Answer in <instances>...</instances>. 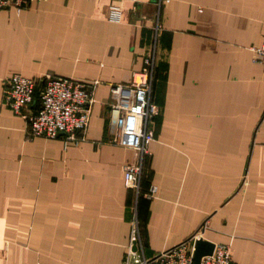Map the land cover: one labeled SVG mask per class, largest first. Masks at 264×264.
Returning a JSON list of instances; mask_svg holds the SVG:
<instances>
[{
	"label": "crops",
	"instance_id": "crops-1",
	"mask_svg": "<svg viewBox=\"0 0 264 264\" xmlns=\"http://www.w3.org/2000/svg\"><path fill=\"white\" fill-rule=\"evenodd\" d=\"M263 42L264 0H37L0 12V264H124L195 235L230 244L232 264H264ZM150 56L158 114L142 184L158 192L138 201L131 245L124 165L135 153L110 142V86ZM14 74L98 80L84 138L30 136L3 101Z\"/></svg>",
	"mask_w": 264,
	"mask_h": 264
},
{
	"label": "built area",
	"instance_id": "built-area-1",
	"mask_svg": "<svg viewBox=\"0 0 264 264\" xmlns=\"http://www.w3.org/2000/svg\"><path fill=\"white\" fill-rule=\"evenodd\" d=\"M34 1L37 0H0V12L9 7L20 10ZM170 2L157 0L159 7ZM108 19L121 21L122 7L119 4L112 3L108 7ZM156 28L159 29L160 25L157 24ZM253 52L254 61L264 67V42L254 47ZM154 79L155 58L150 56L144 59L143 68L135 71L130 81L110 86V142L130 148L135 153V160L124 165L125 185L134 191L136 199L132 208L131 245L141 244L138 201L141 197L152 199L158 192L153 184L146 191L142 188L145 160L155 139L152 123L158 114V108L151 98ZM98 84V80L74 77L14 74L4 83L3 101L16 114L24 116L30 136L77 141L83 139L87 132ZM197 239L199 236L195 235L153 258L127 259L124 264H195ZM232 263L233 248L230 244H215L213 254L201 260V264Z\"/></svg>",
	"mask_w": 264,
	"mask_h": 264
},
{
	"label": "water",
	"instance_id": "water-1",
	"mask_svg": "<svg viewBox=\"0 0 264 264\" xmlns=\"http://www.w3.org/2000/svg\"><path fill=\"white\" fill-rule=\"evenodd\" d=\"M214 248L215 243L203 238L197 239L194 247L195 264H201V260L204 256L213 254Z\"/></svg>",
	"mask_w": 264,
	"mask_h": 264
},
{
	"label": "trees",
	"instance_id": "trees-1",
	"mask_svg": "<svg viewBox=\"0 0 264 264\" xmlns=\"http://www.w3.org/2000/svg\"><path fill=\"white\" fill-rule=\"evenodd\" d=\"M144 173H145V172H144ZM142 183H143V182H142ZM149 186H150V185H149ZM149 186H147V187L145 188V187L143 186V184H142V188H143L144 191H146V190L148 189Z\"/></svg>",
	"mask_w": 264,
	"mask_h": 264
}]
</instances>
